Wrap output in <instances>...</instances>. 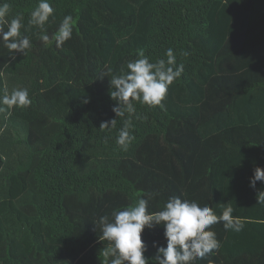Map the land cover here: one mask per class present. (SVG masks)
I'll return each mask as SVG.
<instances>
[{"label": "trees", "instance_id": "trees-1", "mask_svg": "<svg viewBox=\"0 0 264 264\" xmlns=\"http://www.w3.org/2000/svg\"><path fill=\"white\" fill-rule=\"evenodd\" d=\"M6 2L9 19L23 14L32 48L10 60L0 43V94L27 88L32 104L0 112V214L5 203L24 208L30 237L0 250V264H62L97 251L105 264L99 217L149 194L150 212L180 196L218 215L231 205L244 222L240 232L211 226L221 246L194 264H264L256 201L264 182L249 186L264 169V0H49L50 37L65 15L74 20L59 48L28 24L38 0ZM168 48L184 70L163 108L134 102V139L122 151L116 138L128 114L115 117L110 80L138 53L155 63ZM113 118L111 130L99 127ZM163 231L142 233L146 257L156 254L153 241L166 246Z\"/></svg>", "mask_w": 264, "mask_h": 264}, {"label": "clouds", "instance_id": "clouds-1", "mask_svg": "<svg viewBox=\"0 0 264 264\" xmlns=\"http://www.w3.org/2000/svg\"><path fill=\"white\" fill-rule=\"evenodd\" d=\"M10 12L11 5L6 0L0 2V43L12 54L10 60H14L16 53L27 55L32 42L26 35L23 14H16L9 19ZM54 12L49 0H38L30 13L28 24L42 30L40 40L45 45L54 43L59 48L71 39L74 20L71 15H65L55 34L50 37L45 25L50 17L54 18ZM165 56L166 59H158L153 63L140 52L137 59L127 63V71L121 69V74L114 75L110 80V86L114 89L110 92V97L118 102L112 107L115 117H125L128 114L116 138V144L122 151H127L134 139L130 132L131 117L136 113L134 102L149 108H163L162 101L166 98L169 87L184 70L183 64H176L173 49L168 48ZM103 76L106 75L100 74V77ZM31 104L27 88H13L9 92L5 87L0 94V112L7 111L9 115L13 108L26 109ZM115 126L116 118H113L101 122L99 127L111 130ZM256 181L264 182V169L260 167L254 169L249 178V186L255 189ZM153 195L149 194L147 199L139 198L134 205L121 210L114 209L111 219L109 215L99 217L97 223L102 232L99 240L108 242L102 250L105 264H194L196 260H202L218 251L221 246L211 226L222 223L225 230L233 232H240L244 228V222L233 216L234 209L231 205L224 207L218 215L209 205L201 206L197 201L171 196L161 210L150 212L148 204ZM256 201L264 204V191L257 193ZM157 226H163L166 246H158L153 241L156 254L146 257L144 253L147 251V244L142 239V233L146 228L153 229Z\"/></svg>", "mask_w": 264, "mask_h": 264}, {"label": "rangeland", "instance_id": "rangeland-1", "mask_svg": "<svg viewBox=\"0 0 264 264\" xmlns=\"http://www.w3.org/2000/svg\"><path fill=\"white\" fill-rule=\"evenodd\" d=\"M2 208H3L2 210L3 212H1L0 214V239H1L0 250H2L1 254L4 255L6 253L4 249H6L7 247L9 249V246H15V245L18 246L21 242H23V238L25 236H28L26 235L23 227V224L27 220L28 215L24 212L25 211L24 208L20 207V209H18L13 207L12 202L5 203L2 206ZM29 221L30 220H27V222ZM107 243H108L107 241H102V246L106 245ZM100 248L102 247L100 246ZM21 253H22L21 250L14 251V254L11 253L10 256L13 262H15L14 261L15 257L16 259L17 257L21 259ZM97 253L98 251L94 253V256H90V257H85L83 254H78L77 256L74 257L73 261L71 259H67L65 261L61 259L59 260V262L62 261V264H84L90 259H93V261H90L89 264H99L98 261L99 259L98 256L96 255ZM67 256H70V254H68ZM19 262L21 263L22 261L20 260Z\"/></svg>", "mask_w": 264, "mask_h": 264}]
</instances>
